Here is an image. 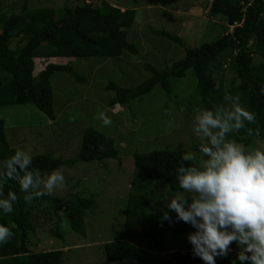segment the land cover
Wrapping results in <instances>:
<instances>
[{
  "label": "rangeland",
  "instance_id": "rangeland-1",
  "mask_svg": "<svg viewBox=\"0 0 264 264\" xmlns=\"http://www.w3.org/2000/svg\"><path fill=\"white\" fill-rule=\"evenodd\" d=\"M25 1L0 0V12L17 14ZM104 1L122 10L137 11L128 40L138 46V56L125 53L119 58L52 60L56 64L72 65L85 80L79 83L66 72H57L50 78L55 93L54 121L32 104L1 109L11 146L32 157L43 154L56 159L77 157L84 132L89 127L113 138L116 143L119 151L116 160L78 162L58 168L65 175L67 185L51 197L70 198L79 194L96 202L95 208L88 210L84 219L85 235L72 231L63 213L51 215L46 201L31 205L35 217L32 251L60 250L63 252V264H140L135 261L109 262L105 258L104 244L125 239L124 210L129 193L141 185L148 192L152 212L167 211L164 201L176 193L170 191L165 182L147 178L137 171L134 156L162 149L197 150L198 141L192 132L194 108L211 109L210 103H201L192 71L179 80L171 92L157 86L147 96L126 105H111L115 92L108 90L109 83L124 88L136 87L151 75L145 70V64L164 69L183 59L186 48L195 49L211 43L233 30L225 18L210 14V0H27L29 9L58 10L84 3L101 7ZM162 31L180 37L185 48L158 36ZM23 45L15 38L11 48L17 51ZM34 59L37 75L48 62L38 55ZM263 64L264 60L256 56L254 68L258 69ZM214 72V80L222 83L225 93L232 94L240 84L236 72L227 68L225 59L215 66ZM251 76L259 79L255 73ZM101 111L114 122L113 126L104 127L103 121L96 118ZM166 112L172 115H166ZM230 138L252 148L264 149V138L260 136L249 137L240 131ZM58 232L62 236L58 237ZM188 234L162 235L161 254L148 239H141L136 245L153 255L173 251L186 253L192 250Z\"/></svg>",
  "mask_w": 264,
  "mask_h": 264
},
{
  "label": "trees",
  "instance_id": "trees-1",
  "mask_svg": "<svg viewBox=\"0 0 264 264\" xmlns=\"http://www.w3.org/2000/svg\"><path fill=\"white\" fill-rule=\"evenodd\" d=\"M209 12L214 17H223L233 30L211 43H204L195 49L186 48V56L157 69L151 64L144 68L151 75L136 87L124 88L109 83L108 90L115 92L111 105H126L131 101L150 94L157 86L167 93L189 71L197 80L196 91L201 103L223 102L224 90H215L214 69L225 59L227 68L235 71L240 81L232 95L240 94L241 102L249 111L255 112L264 138V64L255 69L254 61L258 56L264 60V0H210ZM137 11L122 10L107 2L101 7L84 3L63 9H29L25 1L21 12L8 15L0 12V161H3L19 149L13 148L8 140L6 121L1 117L5 106L32 104L51 121L56 118L55 93L50 78L57 72H66L83 83L84 78L72 65L56 64V58H119L125 53L138 56L139 48L129 42L130 30L135 24ZM158 36L170 40L185 48L182 39L167 31ZM23 42V47L15 51L11 48L13 39ZM38 55L48 63L36 75L34 56ZM259 75L254 79L251 74ZM189 108V107H188ZM255 128L257 125H248ZM243 135H247L241 130ZM186 149H162L147 153H136L134 164L137 171L145 177L165 182L169 190L178 193L175 168ZM119 151L113 138L105 136L93 127L85 130L78 156L72 159H56L50 155L33 156V166L39 169L54 170L64 166H73L78 162H103L116 160ZM191 162H187L185 167ZM13 191L19 197L14 212L4 214L0 210V223L15 233L10 243L0 246V264H63V252L49 250L32 251V236L35 233V217L31 208L33 202H47L51 215L63 213L72 231L85 235V217L88 210L96 206L92 198L74 194L70 198L45 196L35 199L31 204L24 201L25 193L20 191L16 181L8 180L3 187L4 198ZM186 195V194H185ZM148 192L136 186L129 193L125 216L124 241L104 244L105 258L109 262L135 261L140 264H204L192 252L173 251L163 255H153L132 243L141 239L150 240L163 252L160 237L162 235L187 234L195 231L184 222L162 221V211L149 209ZM170 215L175 221L176 213ZM61 233V232H60ZM59 232L58 237L62 236ZM227 258H217L216 264H231L239 251L235 243ZM236 264H240L236 260ZM247 264V262H245Z\"/></svg>",
  "mask_w": 264,
  "mask_h": 264
},
{
  "label": "clouds",
  "instance_id": "clouds-1",
  "mask_svg": "<svg viewBox=\"0 0 264 264\" xmlns=\"http://www.w3.org/2000/svg\"><path fill=\"white\" fill-rule=\"evenodd\" d=\"M215 90H220L219 83ZM96 118L103 121L104 127L113 126L102 111ZM241 130L249 137L261 135L256 113L244 107L240 94L224 93L223 102L211 109L194 108L192 132L198 141L197 150L180 157L174 173L182 191L170 194L164 201L167 211L161 210L162 221H182L195 229L187 239L193 257L204 264L227 258L233 243L239 249L236 260L240 264H264V149L230 138ZM187 162L191 163L185 167ZM8 180L19 184L28 204L53 196L67 185L61 170L42 171L33 166L31 155L17 150L0 161V210L4 214L13 213L19 199L13 191L4 198L3 187ZM171 212L176 213L175 221ZM14 236L10 227L0 223V246L10 243Z\"/></svg>",
  "mask_w": 264,
  "mask_h": 264
},
{
  "label": "crops",
  "instance_id": "crops-1",
  "mask_svg": "<svg viewBox=\"0 0 264 264\" xmlns=\"http://www.w3.org/2000/svg\"><path fill=\"white\" fill-rule=\"evenodd\" d=\"M132 244H134L135 246H137L136 243H132ZM46 251H47V250H46Z\"/></svg>",
  "mask_w": 264,
  "mask_h": 264
},
{
  "label": "built area",
  "instance_id": "built-area-1",
  "mask_svg": "<svg viewBox=\"0 0 264 264\" xmlns=\"http://www.w3.org/2000/svg\"><path fill=\"white\" fill-rule=\"evenodd\" d=\"M193 251V249L191 250V252Z\"/></svg>",
  "mask_w": 264,
  "mask_h": 264
}]
</instances>
